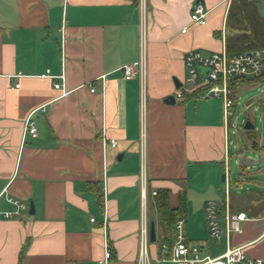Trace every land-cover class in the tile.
Wrapping results in <instances>:
<instances>
[{"label":"crops","instance_id":"obj_1","mask_svg":"<svg viewBox=\"0 0 264 264\" xmlns=\"http://www.w3.org/2000/svg\"><path fill=\"white\" fill-rule=\"evenodd\" d=\"M231 1L203 0L206 23L199 26L190 21L195 0H0V264H94L106 243L110 264H136L141 227L149 230L151 221L156 241L148 233V255L152 264H170L154 261L162 230L152 193L159 190L168 191L171 208L183 193V233L202 256L242 247L264 259V193L252 190L248 202H238L232 189L243 181L264 189L251 171L258 159L238 146L232 152L227 136L237 89L262 83L238 80L228 120L218 99L175 97L184 56L225 50V38L238 34L227 25ZM257 11L264 17V0ZM126 64L135 70L129 80L120 72ZM47 71L54 77H42ZM258 97L242 109L264 104ZM31 112L34 137L24 133ZM249 146L264 153V144ZM257 174L264 177V168ZM226 197L231 214L249 219L240 233L227 234L221 206L216 240L205 204ZM8 198L26 205L19 217L2 216L15 210Z\"/></svg>","mask_w":264,"mask_h":264},{"label":"built area","instance_id":"obj_2","mask_svg":"<svg viewBox=\"0 0 264 264\" xmlns=\"http://www.w3.org/2000/svg\"><path fill=\"white\" fill-rule=\"evenodd\" d=\"M207 10L201 3H195L190 13V21L193 24L203 26L206 23ZM185 32V30H182ZM185 67V78L175 93L177 99L182 98L184 93H197L201 100L218 99L222 102L223 114L226 120L234 116L233 107L235 104L234 85L238 80H255L264 84V48L251 49L247 51L228 54L225 50L220 52H188L183 59ZM121 76L124 80H129L134 76L135 70L131 64H126L120 68ZM42 77L50 76L47 71ZM61 81L64 74L57 76ZM102 82L105 75L98 77ZM15 84V87H18ZM53 88L60 91V97L66 96L63 83L56 82ZM89 91L94 92L92 84H88ZM31 112L24 123V133L32 137L36 135V123ZM233 126V125H231ZM110 146H116V141L109 140ZM155 195V192L152 193ZM7 201L14 207V211L3 212L4 218L19 217L20 212L26 210V205L19 200L8 198ZM223 206L225 213V231L229 233H240L241 223L249 217L243 213L231 214L228 210L227 197L224 201L208 200L205 204L206 221L209 236L219 240L223 231L220 225V207ZM93 221V219H91ZM182 218L175 224V238L171 245L158 244V256L155 262L167 259L170 264H264V259L253 258L246 254L242 247L228 248L217 257L202 256L198 246L191 245L186 240L183 233ZM105 224L103 223V227ZM141 247L136 264H152L147 251L148 230L146 224L141 227ZM111 252L109 245H104L102 258L94 264H110Z\"/></svg>","mask_w":264,"mask_h":264},{"label":"trees","instance_id":"obj_3","mask_svg":"<svg viewBox=\"0 0 264 264\" xmlns=\"http://www.w3.org/2000/svg\"><path fill=\"white\" fill-rule=\"evenodd\" d=\"M258 3L259 0L231 1L226 18L227 25L237 30L238 34L225 38V51L228 54L264 48V17L258 14ZM238 84L239 81L234 85V92ZM168 199L167 190L155 192L156 220L162 230L159 243L171 245L175 238V224L185 214V199L183 193L179 194L177 205L174 208L169 206Z\"/></svg>","mask_w":264,"mask_h":264},{"label":"rangeland","instance_id":"obj_4","mask_svg":"<svg viewBox=\"0 0 264 264\" xmlns=\"http://www.w3.org/2000/svg\"><path fill=\"white\" fill-rule=\"evenodd\" d=\"M246 80V79H241ZM264 84H258L257 86H253L250 90L247 87L241 86L237 89V98L239 100V105L237 107V112L235 113V117L233 119L234 124H230L228 129V140L230 142V150L235 152L234 146L241 148L245 155H248L253 158H257V162L252 166L251 171L255 172V176L257 179L264 180V177H260L257 172L260 168H264V153L254 152L250 149L249 144L251 142H257L259 146L264 144V104L255 103L253 101L248 108H243L244 103L252 97L260 96L258 98L264 99ZM237 115V117H236ZM246 121H249L253 124L252 130H245L243 128ZM233 125V126H231ZM253 165V163H251ZM236 166L233 162L230 163V172L234 174L236 171ZM232 185H234L235 180L237 179L235 175H232ZM223 185V184H222ZM241 188V189H240ZM232 189L235 190L236 201L243 202L242 200H247L248 202L252 197L249 196L252 190L262 191L264 193V189H256L252 182L243 181L240 182L238 186H234ZM158 222V221H157ZM159 228L161 230V226L158 223ZM160 230L157 232V236L159 235ZM141 247V246H140Z\"/></svg>","mask_w":264,"mask_h":264},{"label":"water","instance_id":"obj_5","mask_svg":"<svg viewBox=\"0 0 264 264\" xmlns=\"http://www.w3.org/2000/svg\"><path fill=\"white\" fill-rule=\"evenodd\" d=\"M201 3L203 4V0H195V3ZM174 85L176 88H179L180 87V83L177 81V80H174ZM164 102L169 104V103H173L174 102V97L173 96H168L164 99ZM243 128L245 130H252L253 129V125L249 122H245ZM221 180H224L223 176L221 177ZM28 213L29 214H34V207H33V204L32 202L29 203V210H28ZM148 233H149V242L151 243H154L156 241V238H155V226H154V222L151 221L149 223V230H148Z\"/></svg>","mask_w":264,"mask_h":264}]
</instances>
